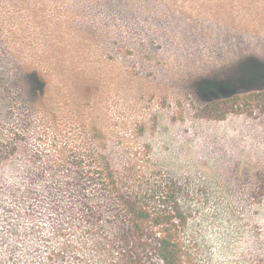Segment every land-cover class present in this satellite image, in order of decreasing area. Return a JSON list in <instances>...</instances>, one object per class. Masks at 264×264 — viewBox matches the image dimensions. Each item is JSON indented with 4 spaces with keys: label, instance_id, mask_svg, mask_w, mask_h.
<instances>
[{
    "label": "rangeland",
    "instance_id": "rangeland-1",
    "mask_svg": "<svg viewBox=\"0 0 264 264\" xmlns=\"http://www.w3.org/2000/svg\"><path fill=\"white\" fill-rule=\"evenodd\" d=\"M128 3L117 10L99 0H0L3 62H16V48L31 55L21 31L31 13L63 17L68 4L74 24L53 53L62 70L44 100L1 75L0 116L9 112L18 144L36 146L54 137L84 143L97 126L115 160L137 162L150 185H175L189 264H264V113L197 115L210 101L264 89V0ZM63 31L38 34L55 44Z\"/></svg>",
    "mask_w": 264,
    "mask_h": 264
},
{
    "label": "trees",
    "instance_id": "trees-1",
    "mask_svg": "<svg viewBox=\"0 0 264 264\" xmlns=\"http://www.w3.org/2000/svg\"><path fill=\"white\" fill-rule=\"evenodd\" d=\"M99 1L107 3V9L130 6L129 0ZM42 7L54 10L49 3ZM70 10L64 4L63 17L30 14L29 27L21 31L32 53L25 57L16 48V62L0 61V85L6 88L8 80L1 75H13L32 96H38L39 90L44 100L61 75L62 65L53 53L66 45L64 37L74 28L65 14ZM60 28L66 31L55 44L53 36L38 34L53 35ZM5 100L0 94V101ZM7 106H2L3 111ZM8 113L0 116V264L190 263L185 238L188 220L174 184L154 180L150 185V178L137 171V162L115 160L97 126L84 143L54 137V142L44 145L18 144L17 132L7 126ZM258 113H264V89L197 108L199 118L216 121Z\"/></svg>",
    "mask_w": 264,
    "mask_h": 264
}]
</instances>
